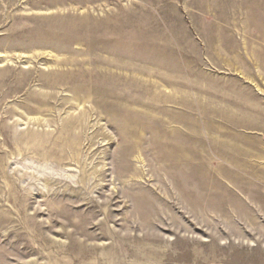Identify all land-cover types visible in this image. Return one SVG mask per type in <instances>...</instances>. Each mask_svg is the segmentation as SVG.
Returning <instances> with one entry per match:
<instances>
[{"label":"rangeland","instance_id":"rangeland-1","mask_svg":"<svg viewBox=\"0 0 264 264\" xmlns=\"http://www.w3.org/2000/svg\"><path fill=\"white\" fill-rule=\"evenodd\" d=\"M0 264H264V0H0Z\"/></svg>","mask_w":264,"mask_h":264}]
</instances>
